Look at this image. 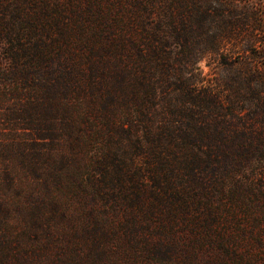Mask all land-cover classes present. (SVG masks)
Listing matches in <instances>:
<instances>
[{"label":"rangeland","instance_id":"1","mask_svg":"<svg viewBox=\"0 0 264 264\" xmlns=\"http://www.w3.org/2000/svg\"><path fill=\"white\" fill-rule=\"evenodd\" d=\"M96 1L103 14L93 22L82 28L66 23L42 34L45 57L29 67L28 82L14 79L6 53L0 54V196L13 208L5 219L11 235L20 237L21 248L38 264H264V188L256 207L246 194L242 203L241 193L227 200L234 188H152L143 155L127 161L141 169L135 184L142 188L130 182L125 193L98 187L97 151L112 147L119 123L131 112L120 103L117 72L124 63L134 73L136 47L146 49L150 42L133 15L119 8L122 0ZM230 1L200 30L191 27V0H159L157 13L146 17L150 26L160 24L157 38L167 50L191 48V62L185 63L191 77L226 96L219 120L229 131L242 122L264 124V94L258 101L234 102L237 81L264 63V0H235L236 9ZM247 4L258 20L255 29L250 23L244 30L234 20ZM174 26L189 36L174 39ZM35 34L27 38L41 31ZM121 38L130 47L120 63ZM263 81L264 74L257 83ZM178 94L164 87L153 99L147 96L140 134L150 129L161 138L160 127L171 119L163 107ZM236 107L240 113L233 112ZM252 107L256 117L247 114ZM31 205L40 206L42 217L33 221L29 239L32 220L24 210ZM12 263L0 254V264Z\"/></svg>","mask_w":264,"mask_h":264},{"label":"trees","instance_id":"2","mask_svg":"<svg viewBox=\"0 0 264 264\" xmlns=\"http://www.w3.org/2000/svg\"><path fill=\"white\" fill-rule=\"evenodd\" d=\"M95 1L0 0V54L3 51L6 53L4 59L9 63L8 70L12 77L23 83L28 82L29 67L39 58L45 57L44 32L51 33L66 23H72L74 28H82L102 15V2ZM223 1L191 0V27L193 25L195 30H200L205 18L220 15L219 7H229L222 5ZM230 2V8L236 9L237 2ZM119 8L130 17L133 15L135 26L148 34L150 45L146 49L135 46L137 66L134 73L123 68L124 63L117 72L120 103L131 112L119 123L115 132L116 140L111 141L112 147L97 151L98 187L122 188L125 193L124 186L128 182L135 184L141 177V169L131 167L132 164H127V161L132 162L135 156L143 155L149 159L147 164L152 188H234L227 200H236L234 195L241 193V199L238 200L242 203V196L246 194L249 206L256 207L262 198L261 188H264V124L253 126L242 122L231 131L221 124L219 119L225 114L223 106L227 98L214 86L191 77V69L185 65L191 59V48L178 45L175 52L167 50L168 44L157 38L161 31L160 24L156 22L150 26L146 22L149 14L157 13L159 0H122ZM240 10L242 15L234 19L238 26L245 30L251 23L250 27L255 29L258 20L253 6L247 4ZM181 20V24H184L185 21ZM36 31H41V35L34 39ZM188 33L185 28L175 30V26L170 30V35L177 40L188 37ZM32 35V39L27 38ZM128 43V39H120V63L124 62L125 51L130 47ZM209 49L216 51L217 48L210 46ZM263 72L264 63L250 70L240 82L237 81V98L234 102L239 99L251 102L255 98L257 101L261 99L264 81L262 84L257 82H261ZM141 73L148 74L141 78ZM164 87L179 93L174 102H165L163 107L171 119L160 127L161 138L150 129H144L143 134H140L147 96L153 99L156 89ZM244 89L245 94L242 93ZM232 105L229 104V107ZM254 107L247 108V114L256 117L258 110ZM236 109L239 108L236 107L233 112L240 113ZM262 112L264 119V110ZM25 125L33 128L30 123ZM167 137L171 140L167 141ZM187 137H191V142H179V139ZM132 188L142 187L135 184ZM6 198L5 195L0 196V254L5 259L12 257L15 262L12 264H38L32 261V253L21 248L20 237L12 236L8 229L5 219L13 208ZM133 200L141 202L138 196ZM24 212L32 220V223L28 222L30 225L25 234L30 239L31 232L36 230L33 221L40 220L42 209L39 205H31Z\"/></svg>","mask_w":264,"mask_h":264}]
</instances>
